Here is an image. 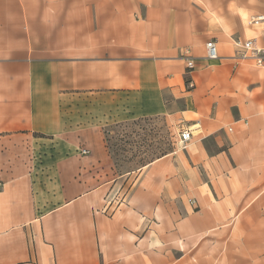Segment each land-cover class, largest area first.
<instances>
[{
	"label": "crops",
	"instance_id": "1",
	"mask_svg": "<svg viewBox=\"0 0 264 264\" xmlns=\"http://www.w3.org/2000/svg\"><path fill=\"white\" fill-rule=\"evenodd\" d=\"M260 15L264 0H0V264H264ZM246 41L260 62L237 58ZM156 117L192 138L120 189L102 127Z\"/></svg>",
	"mask_w": 264,
	"mask_h": 264
},
{
	"label": "rangeland",
	"instance_id": "2",
	"mask_svg": "<svg viewBox=\"0 0 264 264\" xmlns=\"http://www.w3.org/2000/svg\"><path fill=\"white\" fill-rule=\"evenodd\" d=\"M234 1L237 13L250 10L254 3L262 2V0ZM179 131L180 128L176 124L161 117L138 118L103 126V140L113 162V177L120 180L119 188H124L132 177L138 176L156 159L183 150L179 145ZM83 151L87 152L82 150V153ZM37 155L40 157L42 153ZM243 260L250 263L249 259H239L236 263L240 264Z\"/></svg>",
	"mask_w": 264,
	"mask_h": 264
},
{
	"label": "built area",
	"instance_id": "3",
	"mask_svg": "<svg viewBox=\"0 0 264 264\" xmlns=\"http://www.w3.org/2000/svg\"><path fill=\"white\" fill-rule=\"evenodd\" d=\"M264 21V16H257L252 19L251 23L252 24H258L260 22ZM253 42L252 41H246L244 43L237 42L236 43V56L239 59H247V58H255L260 62V59L257 57V54L259 53L258 50L254 49L253 47ZM205 51H206V58L208 60H217L218 57V52H217V47L216 43L214 40H210L205 44ZM250 53V54H248ZM193 61L189 60L187 62V69L192 70L193 69ZM189 87H192V82L188 83ZM243 123H245V120H243ZM192 138V132L191 130L186 127V128H180L179 131V145L181 149H185L187 143L191 140ZM85 153V151H83ZM193 204V201L190 202Z\"/></svg>",
	"mask_w": 264,
	"mask_h": 264
}]
</instances>
